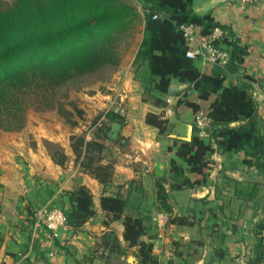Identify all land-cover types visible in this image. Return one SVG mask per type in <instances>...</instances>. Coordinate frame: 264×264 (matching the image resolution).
Listing matches in <instances>:
<instances>
[{
  "label": "crops",
  "instance_id": "0c3cea01",
  "mask_svg": "<svg viewBox=\"0 0 264 264\" xmlns=\"http://www.w3.org/2000/svg\"><path fill=\"white\" fill-rule=\"evenodd\" d=\"M191 7L197 14H210L244 47L241 65L235 72L226 71L224 83L252 79L250 91L257 103V125L264 137V0L247 4L236 0H193ZM140 39L141 36L124 70H116L103 90H96L102 99L107 132L113 122L120 124L115 139L108 141L107 135L102 152V163L112 164L108 184L104 186L83 172L71 148L64 150L68 156L64 168L49 155L41 159L42 178H60L62 183H0V264H139L137 247H128L123 239L122 221L111 219L100 206L102 195L117 193L128 197L126 213H142L146 236L159 264L252 262L257 223L264 222V169L254 163L250 152L216 147L210 155L214 163L205 184L171 189L166 182L170 211H165L157 200L156 177L168 175L172 158L182 162L175 154V140L179 143L187 135L192 137L196 127L194 112L178 104L180 95L157 90L147 62L134 61ZM228 48L226 45L227 51ZM196 63L208 75L221 69L218 65ZM171 83L183 82L172 78ZM188 95L195 99L192 91ZM195 100L201 109L207 106L206 101ZM111 110L118 117L107 116ZM149 112L167 119L164 133L146 123ZM186 174L193 179L192 174ZM77 186H85L92 195V217L76 229L66 225L56 236L37 225L35 212L41 205L53 203L65 188ZM202 191H206L205 195L198 197ZM248 205L252 206L249 219L243 216ZM30 210H34L33 214ZM178 217L181 223L171 222ZM110 231L118 237L124 253L110 252L109 244H103V235Z\"/></svg>",
  "mask_w": 264,
  "mask_h": 264
},
{
  "label": "trees",
  "instance_id": "16d2710c",
  "mask_svg": "<svg viewBox=\"0 0 264 264\" xmlns=\"http://www.w3.org/2000/svg\"><path fill=\"white\" fill-rule=\"evenodd\" d=\"M192 1L141 0L139 9L130 0H13L6 6L0 0V118L16 115L21 109L20 94L26 90L62 85L103 66L118 65L121 44L142 25L134 61L147 62L151 81L160 92H168L172 78L189 83L186 89L176 93L180 95L178 104L195 113L201 109L195 99L206 101L207 106L202 110L209 118L207 137H200L194 128L190 140L179 143L175 140V154L182 162L172 158L168 175L156 177V198L164 210H171L165 183L168 182L171 189L205 184L214 163L210 155L216 147L222 151L244 149L246 154L250 152L254 163L264 169V137L257 125V103L250 91L252 79L245 77L241 83H224L226 71L238 70L245 49L228 28L210 14L195 13ZM155 13L159 16L153 18ZM182 23L196 25L203 37L214 27L221 28L222 35L215 44L229 46L227 64L214 74L202 73L196 60L185 56L187 46L178 29ZM189 91L195 99H189ZM70 104L72 109L65 110V115L74 126L77 121L73 115L82 118L84 111L74 102ZM101 115L103 112L91 123L96 126L90 138L72 134L69 139L80 169L105 186L112 175V164L102 163L108 124L100 120ZM106 115L118 117L113 110ZM145 121L160 133L167 129V119L160 114L149 112ZM234 122L237 124L231 125ZM45 143L52 161L64 166L68 156L63 148L49 140ZM186 172L192 174L193 179ZM53 202L62 208L65 224L74 229L95 214L92 195L85 186L65 188ZM127 204L128 197L120 193L100 197L102 210L111 219L122 221L123 239L128 247H137L139 264H159L152 254L153 244L146 236L142 213H126ZM251 212L252 206H246L244 218L249 219ZM170 220L182 222L179 217ZM103 238L110 252H125L112 231ZM256 238L255 255L250 264H264L263 221L257 223Z\"/></svg>",
  "mask_w": 264,
  "mask_h": 264
},
{
  "label": "rangeland",
  "instance_id": "374dc122",
  "mask_svg": "<svg viewBox=\"0 0 264 264\" xmlns=\"http://www.w3.org/2000/svg\"><path fill=\"white\" fill-rule=\"evenodd\" d=\"M12 1L3 0V5ZM130 1L140 9L141 0ZM141 26L138 25L135 32L121 44L122 54L118 65H106L62 85L32 88L20 94L21 109L16 111L15 116L0 118V183H62L60 178L52 181L42 178L39 173L42 157L49 155L45 140L57 143L65 150L71 148L69 137L72 134H84L87 139L92 136L96 125L91 123L103 112L102 99L96 90L101 92L116 70H124L141 36ZM71 101L84 111L82 118L73 115L72 118L77 121L74 126L70 125L65 115V110L72 109ZM100 120L104 121L103 116ZM55 208L61 207L54 202L41 205L35 215L42 210ZM38 224L45 228L39 220Z\"/></svg>",
  "mask_w": 264,
  "mask_h": 264
},
{
  "label": "built area",
  "instance_id": "2783aa9c",
  "mask_svg": "<svg viewBox=\"0 0 264 264\" xmlns=\"http://www.w3.org/2000/svg\"><path fill=\"white\" fill-rule=\"evenodd\" d=\"M241 4L255 3L258 0H236ZM159 14L152 15L153 18L158 17ZM181 31L185 44V56L199 61L202 64H213L224 67L229 58V52L221 46L215 44V41L222 35V29L214 27L211 33L203 37L199 33V28L192 23H182L178 26ZM169 102L170 99H167ZM194 125L197 128V133L200 137L207 136V127L209 125V118L202 110H198L193 115ZM37 219L41 221L44 227L53 235H57L61 228L66 226L65 214L61 208L50 210H42Z\"/></svg>",
  "mask_w": 264,
  "mask_h": 264
},
{
  "label": "water",
  "instance_id": "95a60500",
  "mask_svg": "<svg viewBox=\"0 0 264 264\" xmlns=\"http://www.w3.org/2000/svg\"><path fill=\"white\" fill-rule=\"evenodd\" d=\"M189 86V83H181V84H173L171 83L168 87V93L169 94H175L178 93L180 91H183L184 89H186ZM120 124L118 122H113L111 124V127L109 129V131L107 132L108 135V141H112L113 139H115L118 135V130H119ZM191 137L190 136H186L184 140L188 141L190 140ZM206 193V191H202L198 193V197H202L204 196Z\"/></svg>",
  "mask_w": 264,
  "mask_h": 264
}]
</instances>
